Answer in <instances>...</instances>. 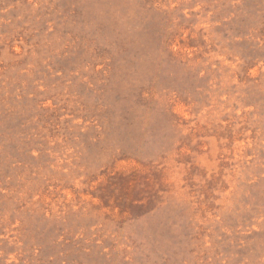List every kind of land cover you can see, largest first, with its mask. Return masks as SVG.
<instances>
[{
	"label": "rangeland",
	"instance_id": "1",
	"mask_svg": "<svg viewBox=\"0 0 264 264\" xmlns=\"http://www.w3.org/2000/svg\"><path fill=\"white\" fill-rule=\"evenodd\" d=\"M0 264H264V0H0Z\"/></svg>",
	"mask_w": 264,
	"mask_h": 264
}]
</instances>
